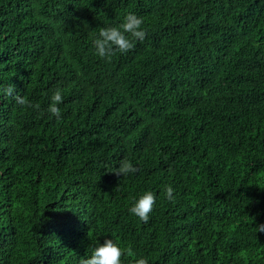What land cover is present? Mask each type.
I'll use <instances>...</instances> for the list:
<instances>
[{"label":"trees","instance_id":"1","mask_svg":"<svg viewBox=\"0 0 264 264\" xmlns=\"http://www.w3.org/2000/svg\"><path fill=\"white\" fill-rule=\"evenodd\" d=\"M128 13L143 43L97 57ZM262 223L264 0H0V264H79L105 239L121 264H264Z\"/></svg>","mask_w":264,"mask_h":264},{"label":"clouds","instance_id":"2","mask_svg":"<svg viewBox=\"0 0 264 264\" xmlns=\"http://www.w3.org/2000/svg\"><path fill=\"white\" fill-rule=\"evenodd\" d=\"M143 19L135 13H128L123 17V21L117 26L100 28L98 35L92 40L95 55L106 61L111 60L117 53L127 54L134 50L136 44L143 43L146 38V30L142 27ZM5 95L12 97L22 108H33L39 111V104H32L25 97L20 95L14 85H9L3 89ZM62 90L56 89L50 97L47 112L57 120L61 118L59 104L62 103ZM137 172V168L130 161H121L118 168L112 173L117 176H127ZM174 189L171 186L165 188V198L169 201L174 200ZM156 198L151 191H146L129 208L130 214L139 218L143 223H148ZM257 233H264V223L255 227ZM130 254V249L128 250ZM125 251L118 246L112 239H105L103 244H98L92 249L87 258L80 260L79 264H121V257ZM135 264H148V259L140 257Z\"/></svg>","mask_w":264,"mask_h":264}]
</instances>
